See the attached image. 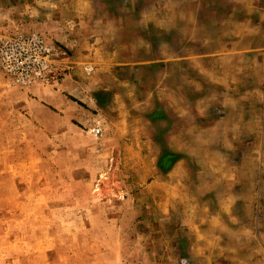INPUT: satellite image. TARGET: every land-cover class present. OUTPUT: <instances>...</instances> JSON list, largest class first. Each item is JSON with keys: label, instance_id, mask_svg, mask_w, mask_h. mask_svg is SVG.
Returning a JSON list of instances; mask_svg holds the SVG:
<instances>
[{"label": "rangeland", "instance_id": "rangeland-1", "mask_svg": "<svg viewBox=\"0 0 264 264\" xmlns=\"http://www.w3.org/2000/svg\"><path fill=\"white\" fill-rule=\"evenodd\" d=\"M153 2L164 19L198 2L234 8L35 0L50 24L27 28L23 9L0 11V264H143L140 229L159 219H140V134L116 123L140 98V20Z\"/></svg>", "mask_w": 264, "mask_h": 264}, {"label": "crops", "instance_id": "crops-1", "mask_svg": "<svg viewBox=\"0 0 264 264\" xmlns=\"http://www.w3.org/2000/svg\"><path fill=\"white\" fill-rule=\"evenodd\" d=\"M34 1L0 0V11L49 25ZM149 7L140 98L116 123L140 134V219H159L140 229V261L264 264V0H234L227 15L198 2L167 19Z\"/></svg>", "mask_w": 264, "mask_h": 264}]
</instances>
